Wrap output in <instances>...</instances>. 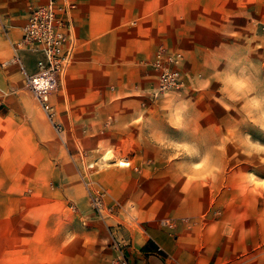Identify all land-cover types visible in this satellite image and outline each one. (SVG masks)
<instances>
[{
  "label": "rangeland",
  "instance_id": "374dc122",
  "mask_svg": "<svg viewBox=\"0 0 264 264\" xmlns=\"http://www.w3.org/2000/svg\"><path fill=\"white\" fill-rule=\"evenodd\" d=\"M181 1L191 34L201 28L227 42L223 90L194 91L186 51L162 44L183 53L185 85L156 95L153 58L149 145L117 143L133 122L72 111V63L62 78L42 79L48 114L20 66L5 64L14 52L1 34L0 264H111L115 255L100 252H120L150 227L177 237L217 223L226 248L241 245L255 255L248 264L264 262L254 253L264 252V0ZM21 54L34 71L37 56Z\"/></svg>",
  "mask_w": 264,
  "mask_h": 264
},
{
  "label": "crops",
  "instance_id": "0c3cea01",
  "mask_svg": "<svg viewBox=\"0 0 264 264\" xmlns=\"http://www.w3.org/2000/svg\"><path fill=\"white\" fill-rule=\"evenodd\" d=\"M71 1L77 5L73 18L78 42L67 77L72 111L102 112L106 122L116 116L122 127L124 122H133L128 128L131 133L126 137L122 133L117 143L150 144V90L154 82L151 61L162 44L171 43L186 51L185 66H196L194 91L223 90L227 42L219 33L201 28H193L191 34L189 25L193 21L181 20V0ZM172 1H176L174 5ZM47 2L0 0V36L6 35L11 43L18 41L30 7ZM209 67L207 72L205 68ZM209 85L210 89H203ZM141 113L146 114V120H140ZM222 240L218 223L215 227L181 230L177 237L150 227L149 231L134 234L129 246L119 251L132 264H248L255 256L240 252L241 245L226 248ZM100 253L111 257L120 252ZM254 253L261 261L264 252Z\"/></svg>",
  "mask_w": 264,
  "mask_h": 264
},
{
  "label": "built area",
  "instance_id": "2783aa9c",
  "mask_svg": "<svg viewBox=\"0 0 264 264\" xmlns=\"http://www.w3.org/2000/svg\"><path fill=\"white\" fill-rule=\"evenodd\" d=\"M76 3L71 0H48L45 5L31 7L22 28L21 38L13 42V57L5 64L17 63L25 77L26 86L39 98L44 110L52 115L54 107L50 92L42 82L46 76L62 78L70 67L77 48L73 11ZM21 51L37 56L36 69L30 71ZM184 56L181 52L161 48L153 66L159 70L155 94L181 91L185 81L179 68ZM111 264H132L124 253L116 254Z\"/></svg>",
  "mask_w": 264,
  "mask_h": 264
},
{
  "label": "clouds",
  "instance_id": "9594fccd",
  "mask_svg": "<svg viewBox=\"0 0 264 264\" xmlns=\"http://www.w3.org/2000/svg\"><path fill=\"white\" fill-rule=\"evenodd\" d=\"M243 86L244 85L242 82L237 85L238 88L243 87ZM257 151L264 152V147L258 148ZM207 163H208V161H207V157H206L202 163L198 164L199 167L196 166V170L200 171L201 169H204L206 167ZM205 175H211V171L206 172ZM202 178L203 177H193V179H202Z\"/></svg>",
  "mask_w": 264,
  "mask_h": 264
},
{
  "label": "snow or ice",
  "instance_id": "6c2138e0",
  "mask_svg": "<svg viewBox=\"0 0 264 264\" xmlns=\"http://www.w3.org/2000/svg\"><path fill=\"white\" fill-rule=\"evenodd\" d=\"M196 166H197V167H199V165H198V164H197Z\"/></svg>",
  "mask_w": 264,
  "mask_h": 264
},
{
  "label": "bare ground",
  "instance_id": "6f19581e",
  "mask_svg": "<svg viewBox=\"0 0 264 264\" xmlns=\"http://www.w3.org/2000/svg\"><path fill=\"white\" fill-rule=\"evenodd\" d=\"M123 163H124V161H123Z\"/></svg>",
  "mask_w": 264,
  "mask_h": 264
}]
</instances>
